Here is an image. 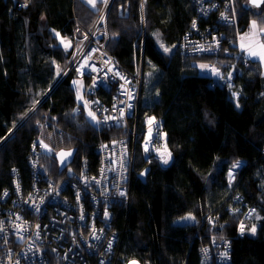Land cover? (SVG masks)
<instances>
[{"label":"trees","instance_id":"16d2710c","mask_svg":"<svg viewBox=\"0 0 264 264\" xmlns=\"http://www.w3.org/2000/svg\"><path fill=\"white\" fill-rule=\"evenodd\" d=\"M141 2L113 0L106 17V50L126 70L141 63L143 73L138 114L129 121V130L136 128L138 137L134 143L132 133L129 137L133 168L128 204L112 211L117 242L111 259L114 264H200V247L208 243L207 233H211L230 241L231 264H264L261 68L243 53L233 61L236 107L226 88L202 76L198 62H209V57H184L177 50L183 37L193 32L198 17L194 2L145 0L144 22ZM235 2L242 31L253 20L264 21V11L252 9L264 8V2L259 7L250 0ZM96 15L81 0H0V196L5 189L12 192L14 177L23 188L30 186L33 169L28 158L47 122L52 126L57 121L62 131L52 138L57 145L54 152L75 149L72 166L77 169L85 160L88 171L96 173L97 148L111 139L116 142L117 131L92 129L72 114L77 105L74 74L60 78L71 55L64 44L77 25L89 30ZM210 19L198 21L203 36L208 27L210 33L217 28L209 24ZM56 31L61 39L53 41L50 35ZM226 35L232 36V29ZM158 40L169 49L167 53L158 47ZM56 81L60 82L54 85ZM34 115L40 121L37 126L31 121ZM148 116L163 120L174 157L169 168L145 161L142 155L139 139ZM52 163L50 176L55 177L54 158ZM231 167H240L232 188L227 182ZM145 168L149 172L142 182L138 175ZM234 194L255 209L242 237H236L237 219L227 211L235 203ZM186 215L196 223H175ZM254 226L252 235L249 230Z\"/></svg>","mask_w":264,"mask_h":264},{"label":"built area","instance_id":"2783aa9c","mask_svg":"<svg viewBox=\"0 0 264 264\" xmlns=\"http://www.w3.org/2000/svg\"><path fill=\"white\" fill-rule=\"evenodd\" d=\"M192 1L198 17L192 23L193 32L186 34L178 44L179 53L184 57H209L211 69L219 63L220 77L211 75V69L209 76L205 74L210 84L226 88L231 100L236 99L235 62L229 59L235 55L242 57L239 40L242 30L236 2ZM144 2L142 0L141 6ZM112 3L113 0H104L89 30L77 25L68 44H64L71 51V58L61 78L69 68L77 65L78 74L87 77L88 84L72 114L80 115L81 109L91 112L95 119L89 115L87 120H93L105 131L119 132L113 138L116 142L111 139L97 148L99 165L96 173L88 171L87 162L82 160L79 169L71 165L62 177L52 179L49 172H43L37 165L39 159L45 158L47 146L42 140L35 139L28 158L33 169L30 186L23 188L19 178L14 177L12 192L5 189L0 196V264H40L35 252L38 246H45L50 252L49 260L41 264H53L54 258L63 264H114L111 257L117 234L111 228L112 211L128 204V184L133 168L129 141L134 143L138 137L136 128L129 130V121L138 114L143 73L141 63H137L132 71L126 70L97 43L106 46L108 42V35L104 34L102 38L100 33H106V17ZM140 9L144 22L143 7ZM199 19H210L209 24L217 27L215 32L210 33L208 27V34L201 35L197 27ZM231 29L232 36L228 37L226 33ZM197 37L199 41L194 42ZM224 43L227 47L221 50ZM231 47L236 52L228 49ZM158 118L160 123L154 127L150 124L146 127L145 120L139 147L145 161L154 160L166 169L172 165L174 157L163 120ZM237 169L240 167L228 170L227 182L231 188L237 181ZM234 198L235 203L229 205L227 211L237 219L236 237H242L255 209L244 203L238 194H234ZM214 225H217L216 220ZM207 234L208 243L200 247V264H231L230 241L223 236ZM204 249H207L206 253ZM135 264L139 263L135 261Z\"/></svg>","mask_w":264,"mask_h":264},{"label":"rangeland","instance_id":"374dc122","mask_svg":"<svg viewBox=\"0 0 264 264\" xmlns=\"http://www.w3.org/2000/svg\"><path fill=\"white\" fill-rule=\"evenodd\" d=\"M104 0H96V3H95V7H93V5L90 3V0H81V2L83 3V5H85V6H88V7H90V10L91 11H93V12H96L97 14L99 13V11L101 10V8H99V9H97V7L98 6H101V5H99V3L101 2V4H102V2H103ZM254 6V5H253ZM252 9H254L256 12H263L264 11V8H261V9H258V8H255V7H253ZM97 16V15H96ZM262 18H263V20H264V14H262ZM253 22H255V25L253 24ZM252 24V28H250L249 27V29L248 30H246V31H243L242 33H241V35L239 36V40L241 41V43L243 44V42L246 40V39H250V37H246V36H244V34L245 33H250V32H259V33H256L257 35L256 36H254L253 35V37H252V40L253 39H257V41H259V42H257V45L255 46V47H253V48H251V49H249L248 51H247V54H246V56H245V58L247 59V60H249V61H252V62H257L258 63V65L260 66V68H261V74H262V76H264V61H262L261 60V58H260V56L261 55H264V48H262L261 47V45H264V21H262V23L261 22H259V19L258 20H253L252 22H251ZM257 28V31H255L253 28ZM57 32V31H56ZM54 33V32H53ZM53 33H51V38H52V40L54 41V39L56 38V39H61V37H60V35L59 36H57V34H54V36H53ZM57 33H59V32H57ZM104 34H106V33H100V37H102L103 38V36H104ZM108 35V34H107ZM55 37V38H54ZM193 37H195L194 35H193ZM108 39H109V35H108ZM197 39L198 40H196V41H194V42H198L199 41V39L200 38H198L197 37ZM259 39V40H258ZM99 45H103L104 46V50H105V52L111 57L112 55H110V53L106 50V46H105V43H101V42H97ZM157 44H158V47L160 48V49H162L163 50V48H161L160 47V45L161 44H163L160 40H158L157 41ZM197 46H199L198 45V43H197ZM224 47H227L226 46V43H224L223 44V46H221V50L224 48ZM220 48V47H219ZM231 52H236V49L235 48H228ZM177 50H178V52H180V46L178 47L177 46ZM249 53H255V55H250ZM219 54H220V56H224L223 54H221L220 52H219ZM241 58V56H238V55H235L233 58H232V60L233 61H235V62H237L239 59ZM223 62V61H222ZM198 64L201 66V65H207L208 67L207 68H205V69H201V67H199L200 68V72H201V74H202V76H204L203 74H205V73H207L208 74V76L210 75V73H209V70L211 69V67L210 66H212V65H210V63L209 62H205V61H203V62H198ZM213 69H215V74H214V72L212 71V69H211V75H214V77L215 78H217V77H220L221 75L219 74L220 72H222V71H220V65H219V63H218V65H216V66H213L212 67ZM63 72V71H62ZM69 73H73L74 74V77H73V85H72V89H73V91H74V93H75V96H76V100H77V102H79L80 101V96H81V92L83 93V91H84V89H85V87L87 86V84H88V81H87V77H83V76H80L79 74H78V71H77V65H75L74 67H71V68H69V70H68V72H67V74H69ZM66 74V75H67ZM74 81H75V83H74ZM83 83H84V86H83ZM82 87H83V89H82ZM237 98L236 99H232L231 101L234 103V105L237 107V101H238V98H239V95L237 94ZM79 97V98H78ZM31 113H29L28 115H27V117L30 115ZM78 117H80V118H82L83 120H84V122L85 123H87V124H89V127L90 128H92V129H95V127H96V125H95V122L93 121V120H91V119H89V120H87L88 118H89V112L87 111V110H84V109H81V113H80V115L78 116ZM48 118V117H47ZM47 118H45L46 120H48ZM158 117H150V116H148L147 118H146V122H147V125H146V127L150 124V126L151 127H154V126H158L159 125V121H158ZM33 120V121H32ZM45 120V121H46ZM51 120V119H50ZM31 121L34 123V124H36V126L37 125H39V123H40V121L37 119V117L34 115L33 117H31ZM44 121V122H45ZM148 121L149 122H151V123H148ZM77 125H79V124H77ZM46 126H49V123H47L46 124ZM80 126V125H79ZM145 127V128H146ZM52 129V130H51ZM220 129H222V127H221V125H220ZM143 131H144V128H143ZM58 133H62V131L59 129V127H58V125H57V121H53V125L51 126V128H49V131H46L45 129H42L41 131H40V135H39V137L42 139V141H44L45 143H46V148L44 149V150H46V152H45V158H44V161L47 163V165H48V167L52 170L53 169V163H52V158H51V155H52V152L54 151V150H56L57 149V145L53 142V140H52V138L54 137V136H56ZM119 134V132L117 131V135ZM141 139H142V134H141V138L139 139V143H140V141H141ZM55 152H57V151H55ZM227 176H228V172H227ZM175 223L176 224H180V225H182V224H189V223H196L192 218H191V216H189V215H186V216H184V217H182V218H179V219H177L176 221H175ZM255 227V232H253L252 231V229H253V227H251L250 228V230H249V233H251L252 235H255L256 234V226H254ZM36 257H37V259H38V261H39V263L41 264L43 261H45V260H49V258H50V252H49V249L47 248V247H45V246H38L37 248H36ZM56 259L54 258V259H52V262H53V264H63L60 260H57V261H55ZM68 264H72L71 262L70 263H68Z\"/></svg>","mask_w":264,"mask_h":264},{"label":"water","instance_id":"95a60500","mask_svg":"<svg viewBox=\"0 0 264 264\" xmlns=\"http://www.w3.org/2000/svg\"><path fill=\"white\" fill-rule=\"evenodd\" d=\"M14 1V0H13ZM251 1V0H250ZM122 8H120L121 10ZM63 154V155H62ZM76 154V150L72 149V150H60L57 154H56V158L58 161V170L59 172H61L62 170H64V168H66L68 165H70L75 157ZM149 172V168H145L143 171L140 172V174L138 175L139 179L144 182L146 179V176ZM143 173V175H142Z\"/></svg>","mask_w":264,"mask_h":264},{"label":"snow or ice","instance_id":"6c2138e0","mask_svg":"<svg viewBox=\"0 0 264 264\" xmlns=\"http://www.w3.org/2000/svg\"><path fill=\"white\" fill-rule=\"evenodd\" d=\"M105 2H107V0H105ZM261 2H264V0H251V3H253L256 7H259ZM90 3L93 5V7H95L96 0H90ZM23 6H27V5L25 4ZM141 7H143V5ZM253 24L255 25V22H253ZM156 35H157V37L159 36V34H156ZM57 36H59V33H57ZM160 47L163 48L165 53H167L169 51V49L166 48L163 44H161ZM261 47L264 48V45H261ZM249 54L250 55H255V53H249ZM260 58H261L262 61H264V55H261ZM200 67H201V69H205L208 66L207 65H201ZM212 71L215 74V69H212ZM74 83H75V81H74ZM233 95L235 96L236 93H233ZM237 107H239V104H237ZM89 115L92 116L93 119H95V116L91 112L89 113ZM164 163H167V160H164ZM236 166L237 165H233V167H236ZM142 175H143V173H142ZM229 175L231 176V172L229 173ZM121 195H124V193L122 192ZM105 215L107 216V212L105 213ZM241 230H243V227H242ZM252 231L255 232V227H253ZM203 251L206 253L207 249H204ZM131 264H135V262H131Z\"/></svg>","mask_w":264,"mask_h":264},{"label":"clouds","instance_id":"9594fccd","mask_svg":"<svg viewBox=\"0 0 264 264\" xmlns=\"http://www.w3.org/2000/svg\"><path fill=\"white\" fill-rule=\"evenodd\" d=\"M243 32V31H242ZM66 51H69L68 49H66ZM70 58H71V55H70ZM70 60V59H69ZM69 62V61H68ZM67 65H68V63H67ZM67 68V66L65 67V69ZM65 69L63 70V72H61L60 73V78L62 77V75H63V73H64V71H65ZM66 76V75H65ZM64 76V77H65ZM204 76L207 78V76H206V74H204ZM63 77V78H64ZM62 79V78H61ZM60 81H56L55 83H54V85H56V84H58ZM83 86H84V83H83ZM53 88V87H52ZM82 89H83V87H82ZM81 95H82V92H81ZM47 96V95H46ZM46 96H44L43 97V99L46 97ZM81 97V96H80ZM78 103V102H77ZM78 116V115H77ZM25 120V119H24ZM47 123H49V122H47ZM21 124V123H20ZM95 125L98 127V125L96 124V122H95ZM51 126V123H49V126H45L44 128H42V129H47V128H49ZM99 128V127H98ZM14 130H15V128L13 129V132H14ZM37 139H40V140H42L39 136L37 137ZM44 142V141H43ZM45 143V142H44ZM46 144V143H45ZM60 150H62V149H60ZM60 150H58L57 152H52V155H51V157L52 158H54L55 160H56V164H57V170H56V172L57 173H55V171L53 172V174H54V176L55 177H52V179H59L60 177H62V175L64 174V172H65V170L68 168V167H70L71 165H72V163H74V160H73V162L70 164V165H68L66 168H64V170H62L61 172H59V170H58V161H57V158H56V154L60 151ZM72 150V149H71ZM44 159V158H43ZM74 159H75V157H74ZM51 172V169H50V171H49V173ZM127 263H129V262H127ZM127 263H125V264H127Z\"/></svg>","mask_w":264,"mask_h":264},{"label":"crops","instance_id":"0c3cea01","mask_svg":"<svg viewBox=\"0 0 264 264\" xmlns=\"http://www.w3.org/2000/svg\"><path fill=\"white\" fill-rule=\"evenodd\" d=\"M252 25H250V28H252L251 27ZM255 31H257V28L255 27V28H253ZM247 30V29H246ZM245 30V31H246ZM256 33H259V32H250V33H245L244 34V36H248V37H250V39H246L244 42H243V44L241 43V48H242V53H243V56H244V58H245V56H246V54H247V51L249 50V49H251V48H253V47H255L256 45H257V42H259V41H257V39H253L252 40V37H253V35L254 36H256L257 34ZM259 40V39H258ZM246 59V58H245Z\"/></svg>","mask_w":264,"mask_h":264},{"label":"bare ground","instance_id":"6f19581e","mask_svg":"<svg viewBox=\"0 0 264 264\" xmlns=\"http://www.w3.org/2000/svg\"><path fill=\"white\" fill-rule=\"evenodd\" d=\"M39 169H41L43 172H49L50 168L48 167L47 163L44 161V159H39L37 163ZM13 172H16V168H11Z\"/></svg>","mask_w":264,"mask_h":264}]
</instances>
